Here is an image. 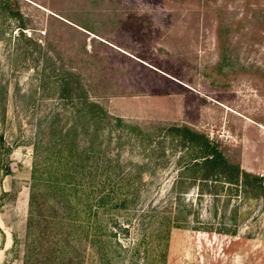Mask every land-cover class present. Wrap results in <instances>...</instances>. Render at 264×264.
<instances>
[{"label": "rangeland", "instance_id": "obj_1", "mask_svg": "<svg viewBox=\"0 0 264 264\" xmlns=\"http://www.w3.org/2000/svg\"><path fill=\"white\" fill-rule=\"evenodd\" d=\"M10 5L19 15L0 5V264H24L29 226L86 246L107 168L133 181L136 198L99 232L132 246L165 208L181 225L167 264H264V0ZM78 95L124 124L89 121ZM179 126L207 135L263 189L191 181ZM125 253L116 262L132 264Z\"/></svg>", "mask_w": 264, "mask_h": 264}, {"label": "trees", "instance_id": "obj_2", "mask_svg": "<svg viewBox=\"0 0 264 264\" xmlns=\"http://www.w3.org/2000/svg\"><path fill=\"white\" fill-rule=\"evenodd\" d=\"M10 3L11 0H0L3 11L1 15L6 13L9 17H16L19 15L18 12H8L11 7ZM22 33L25 32L22 30ZM59 83V85L65 86V89L69 91L75 90L74 88H81L80 84H78L79 87L73 86L74 83L70 78H62ZM78 98L85 102L87 107L86 116L89 121L95 120V122L100 123L104 121L111 122V120L115 119L117 124H124L123 118H114L99 103L89 101L90 99L87 96L82 98L81 95H78ZM85 110L86 108H81L80 111L84 113ZM76 127L77 124H74L70 130L62 131V137H69L76 131ZM176 130L180 131V138L185 145L184 152L190 157L189 162L185 164L183 169L184 174L189 172L187 177L190 180L199 181L200 183H205V181L212 179L224 183L239 184V182H243L244 184H254L255 187L263 189L262 177L242 170L241 165L233 163L217 145L211 142L207 135L188 126H179L176 127ZM66 152L71 157L73 149L68 147ZM185 154L181 158L185 157ZM73 171H68L69 176H76L78 170ZM113 172L114 170L111 168L106 169L97 206H92L91 209L96 216L95 220H93L95 223L93 226L94 230H91L92 227L88 224L83 225V231L89 239L88 244L84 247L78 246L79 237L73 235L70 231L63 233L62 241H54L53 236L50 234H40L35 231L37 227L33 226L32 228L29 226L30 229H33L34 237L32 241L27 243L24 264H85L86 260L87 264H119L116 262L117 258H119L117 254L123 256L122 252H127L125 253L126 256L130 257L134 264H137L142 258L144 259L141 260L143 264H167L171 229L174 226L179 227L181 225L179 223L180 218L174 223L171 222L170 217L165 213V208L158 211L155 220L148 221L150 227L147 225L140 228L144 232L134 241L132 246L123 244L120 238H110V234L106 233V231L105 233L99 232L98 229H103L101 228L102 226H105V230L109 228L108 217L113 211H117V209L129 210L130 206H134L136 198L128 195V191H131L134 186L133 181L125 177L115 180ZM184 174L180 180L185 178ZM177 199L179 200L180 197ZM31 203H34L32 198ZM127 227L129 226L127 225L124 229ZM110 233L113 232L111 231ZM89 257L94 261L89 262ZM121 264H126V262L124 261Z\"/></svg>", "mask_w": 264, "mask_h": 264}, {"label": "water", "instance_id": "obj_3", "mask_svg": "<svg viewBox=\"0 0 264 264\" xmlns=\"http://www.w3.org/2000/svg\"><path fill=\"white\" fill-rule=\"evenodd\" d=\"M6 264H8V263H6Z\"/></svg>", "mask_w": 264, "mask_h": 264}]
</instances>
